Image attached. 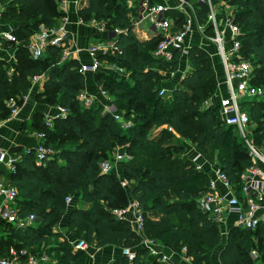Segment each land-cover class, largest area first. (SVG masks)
I'll return each mask as SVG.
<instances>
[{
    "label": "trees",
    "instance_id": "16d2710c",
    "mask_svg": "<svg viewBox=\"0 0 264 264\" xmlns=\"http://www.w3.org/2000/svg\"><path fill=\"white\" fill-rule=\"evenodd\" d=\"M57 1L15 0L0 14L2 22H24L15 30L19 42L15 61L0 63V119L10 115L7 99L15 97L18 103L32 85V76L39 73L46 74L41 101L68 110L66 116L54 117L51 128L40 113L33 122L42 133L43 128L51 134L54 128L61 130H57L56 138L63 139L62 153L61 144L48 140V133L41 141L47 138L44 143L54 150L51 157L39 160L31 149L11 152L18 156L17 170L7 173V177L17 189V206L23 214L34 213L35 219L20 228L0 218V231H6L0 236V256L8 254L12 245L36 255H56V262L43 264H90L85 251L75 249L72 241L58 240L55 228L68 210V230L73 239L94 247L116 245L134 250L133 259L120 255L110 264H175L163 260L162 252L153 253L141 245L143 239L161 241L179 252L183 248L191 264H212L211 252L221 243L222 235L217 223L196 205L197 197L208 189L210 177L196 168L178 139L187 140L205 157L208 146L219 149L215 160L233 183H237L250 158L248 151L236 143V128L224 123L218 106L204 107L217 84L210 54L201 46H190L187 57L191 69L175 87L160 95L163 79L178 67L180 50L174 51L169 61L155 58L152 50L160 35L140 38L130 21L131 9L122 1L87 0L78 9L81 18L93 17L105 21L108 28L123 29L114 39L122 49L121 56L108 58L124 66L128 74L116 77L101 68L94 72L96 83L117 100L124 98L121 114L128 126L123 128L113 114L102 113L98 100L89 108L81 106L78 94L85 80L76 58L62 59L61 48L54 45L47 46L41 57L30 56L26 47L30 36L40 24L53 26L63 15ZM212 2H220L221 16L226 8L230 9L239 27L241 54L253 65L252 82L264 88V0ZM193 4L198 21L206 22L207 5L197 1ZM167 15L173 30L181 27V12L171 9ZM206 31L212 33L207 22ZM257 97L243 99L241 104L253 123L249 125V138L260 145L264 143V103ZM157 126H161L158 134L150 136V130ZM119 144L125 145L130 156L121 164V178L99 168V157L114 152ZM66 196H71V202L77 198L87 205L70 203L68 208ZM130 201L137 203L144 216L142 234L113 213ZM257 228L231 227L219 254L220 263L256 264L250 255L252 249L264 259V223Z\"/></svg>",
    "mask_w": 264,
    "mask_h": 264
},
{
    "label": "built area",
    "instance_id": "2783aa9c",
    "mask_svg": "<svg viewBox=\"0 0 264 264\" xmlns=\"http://www.w3.org/2000/svg\"><path fill=\"white\" fill-rule=\"evenodd\" d=\"M121 1V0H120ZM200 2L207 5L206 22L212 26V33L206 31V22L201 23L198 21L193 2ZM60 4L64 7L67 0H59ZM178 4L175 6L170 5L168 0L152 1V0H139L136 9V15L130 16L132 26L139 24L140 21L146 19L150 23L155 35H160V40L157 43L153 54L155 58L169 61L172 59L173 53L180 50L181 54L186 53L188 46L186 38L191 32L197 29L204 36L209 38L217 46V53L221 60L224 82L226 85V94L220 103V115L222 120L227 125H233L244 137L247 145L250 163L240 172L237 183H233L228 175L220 168L218 162L209 161L201 152L196 151L190 156L199 170L203 169V163L207 162L210 166L208 189L200 194L196 199L197 207L205 212L212 221L218 224H225L226 217L233 214L234 225L247 230H253L258 225L264 223V143L260 145L254 144L249 139V124L250 118L247 110L241 104L243 99H249L264 93V88L253 84V65L245 59L241 54V41L237 38L239 27L233 22L230 9L225 11L223 16L220 15V10L216 3L212 0H177ZM190 8V12L184 14L181 27L176 30L172 29V19L167 15L171 9ZM1 14V8H0ZM90 21L97 24L101 30L108 31L109 38L96 40L92 42L87 48V52L91 61L89 63L80 62V72H95L100 68L109 72L118 71L123 72L125 67L119 65L114 60H109L108 57H120L122 49L115 44V36L123 29L115 26L108 28L103 20L90 18ZM226 31H229V37L226 36ZM2 37L6 40L18 42L16 36L9 32L4 31ZM72 42V34L66 25V17H62L53 26H44L41 24L38 30L31 35L26 47L32 58L41 57L46 51L47 46L54 45L61 48V58H76L73 56V51L69 49ZM229 42V46L227 44ZM79 48H75L77 52ZM102 56V58H100ZM43 74H34L32 82L38 80ZM100 94L105 95L106 91L101 86L99 89ZM159 94H165V89L160 88ZM80 103L83 107L89 108L95 101L93 94L80 93ZM207 100L204 102L207 104ZM10 108V115H14L18 109V103L15 97H9L6 101ZM68 113L67 108L61 105H56V116H66ZM9 115V116H10ZM113 117L120 121V114H113ZM54 115H48L45 119L47 125H51ZM122 127L128 126V122H120ZM38 137L42 139L43 133H37ZM193 146V145H192ZM33 153L36 158L43 160L49 158V149L40 141L34 148ZM115 160L125 161L130 156L125 151L116 152ZM16 159L18 156L10 153L7 150L0 149V169L3 168L6 175L7 173H15L17 170ZM114 162L110 159H104L99 162V168L103 172H109L113 167ZM205 171V170H204ZM122 181V185H125ZM219 185L223 188L220 189ZM17 189L12 185L11 181L0 177V218L7 223H11L20 228H24L32 224L35 219L34 213L23 214L17 206ZM65 201L69 203L71 196H66ZM131 210L125 208L114 209L113 213L117 219L128 220L131 228L138 234H142L144 230V216L138 210L137 203L134 201L128 204ZM127 211L129 215L127 216ZM145 246H151L153 241L143 239ZM88 244L84 240H75L73 247L75 249L86 250ZM153 250V249H152ZM156 253L157 251H152ZM122 255L128 257L129 260L134 258V250L131 248H122ZM252 259L256 262L259 261V253L252 249L250 251ZM48 259V255L43 252L36 255L32 251L26 249H10L9 253L0 256V264H43ZM163 260H167L165 255Z\"/></svg>",
    "mask_w": 264,
    "mask_h": 264
},
{
    "label": "crops",
    "instance_id": "0c3cea01",
    "mask_svg": "<svg viewBox=\"0 0 264 264\" xmlns=\"http://www.w3.org/2000/svg\"><path fill=\"white\" fill-rule=\"evenodd\" d=\"M121 1L126 7L131 9V12L128 13L129 15L130 14L131 16L132 14L136 15V12L138 11L136 7L139 0H121ZM152 1L161 2L164 0H152ZM86 2L87 0H67L66 5L63 7L58 0L57 7L63 10V15L59 18V20L63 16L66 17V25L72 34V42L70 43L69 49L73 51V56L76 57V59L79 62L89 63L91 59L86 48L95 40H102L109 38V34L108 31L99 29L97 24L90 21L89 19L85 20L80 17L78 13V9L82 7L84 4H86ZM168 2L172 6L178 4L177 0H168ZM14 3L15 0H0L1 11L6 6L13 5ZM176 10L181 12L183 15L190 12L189 7H185L183 9L177 8ZM226 10L229 9L226 8ZM22 24H24V22H17V21L2 22L0 20V63L15 61V52L17 46L19 45V42H13L3 38L2 33L4 31H9L16 36L15 30ZM133 28L139 34V37L143 39L155 35L153 29L151 28H149L150 34H147L146 31H142L141 29H139V24L134 25ZM226 36L229 37V31H226ZM186 44L188 46H192V45L201 46L210 54L212 60V66L216 74L217 84L214 94L207 99L208 102L207 104L204 103V107L218 106V108H220L221 100L226 94V85L224 82V72H223L221 60L217 53L216 44L214 43V41H211L209 38L204 36L201 32H199L195 28L191 32V34L186 38ZM227 44L229 46V42H227ZM77 47L79 48V50L75 52V48ZM153 51L154 50H152V52ZM102 67L104 68V66ZM191 67L192 64L188 60L187 52L182 53L179 58L177 69L173 72L171 71L167 75V77L163 79L161 83V88H164L165 92L171 90L179 83L181 78L186 74L187 71L191 69ZM108 73L116 77H123L128 74V70L125 69L123 72L110 70ZM42 74L43 76L40 77L38 80L32 82V85L30 86L28 92L19 99L18 109L16 114L10 115L4 119H0V149L7 150L10 153L11 152L17 153L20 152V150H26V149H31L32 151H34V148L41 141V138L38 137L37 135V133H41V131L36 130L33 124L34 120L36 119V115L40 113L42 115V119L44 120V122L48 115H54L55 117L56 105L48 104L46 102L41 101L40 99V98H44V91H45L44 81L46 78V74L45 73ZM83 74L85 80L84 88H82L78 94L79 101H80L79 98L80 93L93 94V96L95 97V101L98 100L99 104H101V111L103 114L109 112L110 109H113V111L110 110L113 112V113L111 112V114L114 113L118 114L117 112H115L116 108L112 104L114 101V96L112 95L110 97V94H108L106 90H105L106 91L105 95L100 94L99 89L101 85L94 81V72L87 71V72H83ZM110 106H112V108H110ZM160 129L161 126L153 127L149 132L150 136L157 135ZM178 141H180L183 145L186 146L187 148L186 153L189 156H191L195 152V150H193L192 148L193 147L192 144H189L187 140L178 139ZM121 151H125V145L120 146L119 144L115 147L113 155L110 158V160L114 162L110 172L115 173L120 178L122 176L121 164L123 163V161L117 162L115 160L114 155L116 152H121ZM203 169L209 172L210 166L207 162L203 163ZM0 177L3 178L4 180L7 179V175L3 168L0 169ZM219 187L221 190H223L221 185H219ZM76 199L77 198H75L76 201L75 205H77L78 207H85L87 205L86 202ZM70 203L71 201L68 203V205H70ZM68 208L70 207L68 206ZM126 210H131L129 205L126 207ZM126 215L127 216L129 215V211H127ZM234 219H235L234 215L229 214L226 217L225 224H218V228L221 232L222 239L223 237L225 238L224 236L225 234L227 238L231 227L235 226L233 223ZM68 221H69V212L67 210L66 213L62 215L60 222L58 223V225H56L55 230L59 232L58 240H61L62 238H67L73 243L75 239H73L72 235L68 230ZM2 234L5 235L6 231L4 230L3 233H1L0 231V236ZM141 243H142L141 245L145 246L143 240L141 241ZM155 243L157 244L155 245L152 243V245L155 246L156 249L155 251L162 252L163 255H165V257L167 258V260H170L175 264H191L190 259L185 255L183 248L179 252L170 249L168 246H166V244L163 245L164 243H162L161 241H157ZM225 243H226V239H225ZM224 245L221 244L219 248L218 246L215 247L218 248V250L216 256L212 258V264H221L219 260V254ZM14 248L15 247L11 245L8 249V253L10 249H14ZM149 248L152 250V246H149ZM215 248L213 249V251H215ZM121 249H122L121 247L116 245H104L101 247L88 246V248L84 251L86 253V259L90 264H110L118 256L122 255ZM212 255H214L213 252ZM48 259H49V255H48Z\"/></svg>",
    "mask_w": 264,
    "mask_h": 264
},
{
    "label": "rangeland",
    "instance_id": "374dc122",
    "mask_svg": "<svg viewBox=\"0 0 264 264\" xmlns=\"http://www.w3.org/2000/svg\"><path fill=\"white\" fill-rule=\"evenodd\" d=\"M217 5H220V2H218V3H216ZM133 15V14H132ZM130 16H131V14H130ZM134 17H135V15H134ZM149 26H150V23H149V21L148 20H146V19H144V20H142V21H140L139 22V29H141L142 31H146L147 32V34H150V32H149ZM96 41V40H95ZM94 41V42H95ZM109 94V93H108ZM112 96V94L110 95V97ZM257 98H260V100H262V103H264V93H261L260 95H258V97ZM124 98H121V99H119V100H117L115 97H114V101H113V105L115 106V108H116V111L115 112H117L118 114H120L121 115V120L120 121H118V120H116L115 118V121H118L119 123L120 122H122V121H125V119H124V117H122V114L120 113V112H122V104L124 103ZM101 105V104H100ZM110 108H112V106H110ZM110 110H112L113 111V109H110ZM109 110V112H107V113H109V114H111V112L112 111H110ZM113 113V112H112ZM112 115V114H111ZM130 120H132L131 118H130ZM47 125V124H46ZM250 126H252L253 125V123H250L249 124ZM53 126V124H51L50 125V128ZM43 134L44 133H48V140H51L52 142H55V141H57L58 140V142H59V144H61L62 142H63V139H57L56 138V134H57V130H58V132H61V130L59 129V128H54L53 129V132L54 133H50V131L48 132L47 130H45V128H43ZM236 131H237V137H236V143H239V146L241 147V148H243L245 151H248L247 150V145H246V141H245V139H244V137H242L241 136V134H240V132L236 129ZM250 140H251V138H249ZM46 140H47V138H46ZM46 140L45 141H43V143L45 142L46 143ZM44 143V145L46 146V144ZM120 146H123V144H120ZM46 148L47 149H49V156H50V154H52L53 152H54V150L50 147V146H46ZM65 148H64V146L61 144L60 145V149H59V153L61 152H63V150H64ZM218 151H219V149H217L215 146H208V149L206 150V156H207V158H208V160L209 161H215V158L217 157V154H218ZM112 155H113V152H111V153H109V154H105V155H103V156H100L99 157V161H101V160H104V159H110L111 157H112ZM51 157V156H50ZM59 158H61V157H59ZM60 161H61V159H59ZM63 160V159H62ZM63 162H65V160L63 161ZM126 186V185H125ZM122 193H123V191H121ZM74 203H75V198L73 199V201L71 202V205H74ZM71 205H69V207H71ZM122 208H125V207H122ZM120 209V208H119ZM256 230H258V232L259 231H261L262 230V226H260V227H258ZM238 231H239V229H238ZM225 236V238L223 237V239H222V241H221V243L218 245V248L220 247V245L222 244V245H224V243H225V239H226V234L224 235ZM157 242V241H156ZM159 243V242H158ZM153 244H157V243H155V241H153ZM161 244V243H160ZM163 245H165V244H163ZM152 246V249L155 251L156 249H155V246L154 245H151ZM167 246V245H166ZM218 248H215V251H213L212 250V252H213V254L214 255H212V252H211V259L212 258H214L215 256H216V254H217V250H218ZM151 250V249H150ZM153 250H151V251H153ZM48 260H50V262H56V260H57V258H56V255L55 254H50L49 255V259ZM256 263L257 264H264V259H261V260H259V261H256Z\"/></svg>",
    "mask_w": 264,
    "mask_h": 264
}]
</instances>
